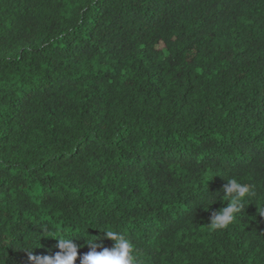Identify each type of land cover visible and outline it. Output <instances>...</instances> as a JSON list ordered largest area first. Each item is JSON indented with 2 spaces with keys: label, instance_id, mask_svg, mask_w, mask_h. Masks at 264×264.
<instances>
[{
  "label": "trees",
  "instance_id": "trees-1",
  "mask_svg": "<svg viewBox=\"0 0 264 264\" xmlns=\"http://www.w3.org/2000/svg\"><path fill=\"white\" fill-rule=\"evenodd\" d=\"M262 208L264 0H0V264L101 225L139 264H264Z\"/></svg>",
  "mask_w": 264,
  "mask_h": 264
},
{
  "label": "clouds",
  "instance_id": "clouds-1",
  "mask_svg": "<svg viewBox=\"0 0 264 264\" xmlns=\"http://www.w3.org/2000/svg\"><path fill=\"white\" fill-rule=\"evenodd\" d=\"M221 193H223L222 196ZM254 195L255 193L248 183L242 182L235 176L228 178L221 191L212 195L216 197V200L220 198L226 202V206L213 213L209 225L210 229L215 231L228 229L237 217L245 212L246 203ZM212 204L207 206V210ZM260 212L261 216H264V208L260 209ZM97 229L105 234L104 239L113 242L112 247H105L103 243H98L97 238L93 236L88 235L90 238L84 239L83 230H81V235H76L73 232L56 236L53 239L58 241L55 245L58 251L54 255L37 256L30 253L29 261L31 264H76L79 256L80 264H139L135 245L121 231L103 225ZM51 233L52 230L49 226H40L39 234L42 237L51 238ZM79 240H84L85 243L78 245L75 241ZM85 246L88 247L89 251L79 255V249Z\"/></svg>",
  "mask_w": 264,
  "mask_h": 264
}]
</instances>
